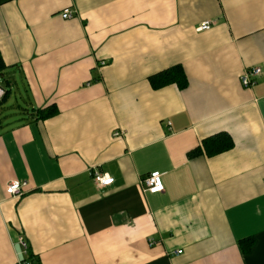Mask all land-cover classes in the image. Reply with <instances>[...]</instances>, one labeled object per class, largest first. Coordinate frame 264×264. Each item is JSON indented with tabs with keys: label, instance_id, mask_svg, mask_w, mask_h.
Returning a JSON list of instances; mask_svg holds the SVG:
<instances>
[{
	"label": "crops",
	"instance_id": "0c3cea01",
	"mask_svg": "<svg viewBox=\"0 0 264 264\" xmlns=\"http://www.w3.org/2000/svg\"><path fill=\"white\" fill-rule=\"evenodd\" d=\"M0 52L57 109L0 127V264H264V0H0Z\"/></svg>",
	"mask_w": 264,
	"mask_h": 264
},
{
	"label": "trees",
	"instance_id": "16d2710c",
	"mask_svg": "<svg viewBox=\"0 0 264 264\" xmlns=\"http://www.w3.org/2000/svg\"><path fill=\"white\" fill-rule=\"evenodd\" d=\"M5 75L6 78L4 79L5 85L2 84L4 87L5 93L3 97L0 99V104H4L7 101V98L10 94L11 91V84H16V78L12 74V67L7 66L2 58L1 52H0V78L4 77ZM150 85L153 88H159L161 86L170 84V83H175L178 87L184 88L187 84V78L184 73L183 68L180 65H174L169 68L163 69L153 75H151L148 78ZM22 102L24 106L18 105L19 113L23 115L22 119H28L34 118V119H46L51 116H54L57 112V109L54 105L47 106L44 108H37V109H28L27 106V99L22 97ZM25 112V113H24ZM6 116V115H5ZM2 118L0 116V127L2 125H7L9 122L8 121H2ZM5 122V123H4ZM211 141L216 143V152L224 151L232 147V140L229 135L225 133H219L214 135L213 137H210Z\"/></svg>",
	"mask_w": 264,
	"mask_h": 264
},
{
	"label": "built area",
	"instance_id": "2783aa9c",
	"mask_svg": "<svg viewBox=\"0 0 264 264\" xmlns=\"http://www.w3.org/2000/svg\"><path fill=\"white\" fill-rule=\"evenodd\" d=\"M61 17L66 19L72 17V11L68 7L61 11ZM212 26V22L209 20L203 21L199 26V30H208ZM262 69L259 66H254L244 69L240 76V82L244 87H250L255 83V79L262 74ZM5 93L4 88L1 86L0 82V99ZM122 131L115 130L113 133L114 137L120 136ZM93 179L98 187H105L113 183L114 178L111 175L102 173L97 169L93 172ZM27 187L26 181L13 180L7 183L5 190L7 194L13 198H18L25 192ZM141 187L143 192L149 193H160L164 191V185L161 180V173L159 171H152L147 176L141 179ZM19 244L23 247L24 252L27 250V244L23 237L19 236ZM180 252V251H178ZM14 264H32L30 260H17Z\"/></svg>",
	"mask_w": 264,
	"mask_h": 264
},
{
	"label": "rangeland",
	"instance_id": "374dc122",
	"mask_svg": "<svg viewBox=\"0 0 264 264\" xmlns=\"http://www.w3.org/2000/svg\"><path fill=\"white\" fill-rule=\"evenodd\" d=\"M6 76L7 75L0 78V82L3 85H5L4 79ZM22 96H24V90L21 88L20 83L17 82V85L11 84V91L7 101L4 104H0V116L5 117L2 118V121H9L11 118H16L17 115H19V109L17 106H24Z\"/></svg>",
	"mask_w": 264,
	"mask_h": 264
}]
</instances>
